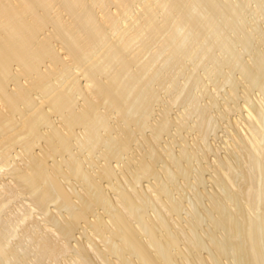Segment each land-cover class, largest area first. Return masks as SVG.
Returning <instances> with one entry per match:
<instances>
[{"label":"bare ground","instance_id":"bare-ground-1","mask_svg":"<svg viewBox=\"0 0 264 264\" xmlns=\"http://www.w3.org/2000/svg\"><path fill=\"white\" fill-rule=\"evenodd\" d=\"M257 16L264 17V0H0V264H264V48L254 45V34L264 45V25ZM185 29L194 40L184 56ZM209 38V49L221 51L210 57L215 80L236 66L242 77H232L234 86L225 80L233 87L218 111L224 116L214 113L228 121L215 129L231 137L224 156L205 141L218 100L202 106L212 88L197 81L199 71L194 84L187 69ZM160 59L172 63L160 68ZM151 82L172 98L166 106ZM198 86L209 95L200 99ZM177 100L186 113L173 118ZM236 107L242 117H232ZM184 118H196L191 126L202 141L189 134L194 143L177 156L168 147L179 141L163 135L171 125L185 130ZM193 160L202 169L194 187L208 181L222 195L188 191ZM151 177L154 188H139ZM185 208L190 220L181 216Z\"/></svg>","mask_w":264,"mask_h":264},{"label":"rangeland","instance_id":"rangeland-1","mask_svg":"<svg viewBox=\"0 0 264 264\" xmlns=\"http://www.w3.org/2000/svg\"><path fill=\"white\" fill-rule=\"evenodd\" d=\"M254 5H255L254 3H252V4L250 5V7H251L250 9H251V10H250V9L248 10L249 12H248V15H247V16H248V20L250 19L251 22H253L252 20L255 19V15H254V11H255V9H254V8L256 7V5H255V7H254ZM252 8H253V9H252ZM249 14H250L251 16H250ZM249 16H250V17H249ZM257 17H259V19H260V20H258V22H259L260 24L264 25V17H263V16H262V17H261V16H257ZM248 24H249V23H248ZM248 26H250V24L247 25V28H248ZM225 29H226V28H224V30H225ZM249 30H250V28H249ZM225 31L228 32V33H226ZM225 31H224V32H225L226 34H228L229 37H234V36H230V35H233L232 33H234V32H232V30H231L232 33L229 32V29H226ZM182 33H183V35H184V34L186 35L185 39H186V38H187V39H191V41H190V40L188 41L187 39L185 40V39L183 38ZM222 33H223V31H222ZM229 33H230V34H229ZM179 35H180V37H181V38H180V37H179V38H180L181 40L183 39L182 42H184V43L182 44V43L180 42L181 40H180L179 38L177 39V41L180 40V41H178V43H179V51H180V49H181V51H182V52H179V54H180V55H183L185 52H188V51H189V50H187L188 48L190 49V51L192 50L191 47H190L189 45L192 44V41L194 40V36L191 37L190 35H193V33L191 34V33L188 32L186 29H185V31L183 30L182 32H180ZM187 35H188V36H187ZM228 35L225 36V34L223 33V36H225V37H227ZM255 36H256V37L258 36V37L255 38ZM188 37H189V38H188ZM254 38L256 39V40L254 39V41H255V42H254L255 47L257 48V50H258V48H260V49L262 50V49L264 48V45L261 44V43H260V45H259V43H258L259 41L257 40V39H259V34H258V35L254 34ZM186 41H187V43H185ZM212 41H213V38H212V40H211V38H209V42H207L208 44L205 43L207 46H204V47H206L207 50H206V48H205L203 51H202V50L199 51V52H201L199 55H198L199 52H198L197 54L193 55V56H194L193 58H197L196 55H198V58L194 60V61L197 63V64L195 63L196 66L194 65V68H193V66H192V65L194 64V62L190 61V60L192 59V57H190V58L187 59L188 62H191V63H189V65H187V69L190 68V69H188V71L191 72V74H192V73L194 74V72L197 73V72L199 71V76L201 75V77H203V79H202V78L200 79V77H197V79H198V80H197V79H196V76H198V75H195V74H194L193 76H195V77L192 76V80H193V78H195V79H196L197 81H199L201 84H202L203 82L205 83V81H206V84L208 85V87H207L206 85H204V83H203L202 85L206 86L207 89H208L209 91H210V89L212 88L211 91H210L211 93H210L209 91L207 92L206 90H204V89H206L204 86H202L201 84H199V85H201V87H204V89H202L200 86H198V88H197V89L200 88L199 90L202 89V91H200L201 95H199L200 93H199L198 91H197V92H194L196 95H197V93H198V95H199L198 97H199V98H200V96H201V98H202V97L204 96L203 94L209 95L208 93H210V95L212 96L213 93L216 92V93H214V97H215L214 99H215V100H214L213 98L210 99L211 96H209V97H208V96H205V97H204V100L202 99L203 101H202V100H199V101H200V104H201L202 106H205V105H208L211 101H212V102H213V101H216V102H217V100H218V103H217L216 106L212 109V110L215 109V110H217V111H215V110H214L215 112L211 111V114L213 115L214 113H216V114L219 115V113H221V112L218 113V111H220V110L223 109V108H222V107H223V104H225V101L228 100V99H225V98L228 97L227 95H229V91H230L231 88L234 86L232 83L234 82L235 79H239V78H242V77L240 76V72H239L238 66L235 65V66H236L235 68H233V67H232V69L230 68L232 71H231L229 68H223V70H224V74H223V76H224V75L226 76V74H227L228 77L231 76L230 78H226L227 76H226V77L224 76V79H223V76H222L223 71H222V73H221V72H218V75H219V76H218V79L220 78V80H218V79L215 80V78H217V76H215V75H217V71H215V69L212 68L213 66H210V65H212V63H210V62H211V60H210L211 58H210V57H214V56H215V57H216V56L219 57V54L221 53V51H220V47H219V46H218L219 48H218L217 46H215L216 48L214 47V49H212V50L209 49L208 46L212 44ZM256 41H257L259 47L256 46V45H257ZM189 42H190L191 44H190ZM210 43H211V44H210ZM255 43H256V44H255ZM185 44H189V45H185ZM205 44H204V45H205ZM182 45H183V46H182ZM192 45H193V44H192ZM192 45H191V46H192ZM180 47H181V48H180ZM183 47H185L184 49H185L186 51H185V50L183 51ZM187 47H188V48H187ZM261 47H262V48H261ZM217 48L219 49V51L216 50ZM208 49H209L210 51H208ZM240 49H241V48H239V50H240ZM205 50H206V52H209V53H205V52H204ZM211 51L214 52V53H212ZM217 51H218L219 53H218ZM216 52H217L218 54H216V55H212V54H215ZM203 53L208 54V56L206 57V55H205V54L203 55ZM185 54H186V53H185ZM185 54H184V56H185ZM210 54H211L212 56H211ZM243 54H246V53H242V55H243ZM220 55H221V54H220ZM199 56H200V57H201V56L204 57V58H203L204 60H203V59L201 60L202 57L200 58ZM242 57L245 58V59L248 58L247 55H243ZM207 58H208V59H207ZM243 58H242V59H243ZM198 59H199V61H197ZM205 59H206V61H205ZM162 60H163V59H160V60H158L156 63L159 64V65H161L162 62L165 61V62H163V63L165 64L166 67L170 65L169 63H172V60H170V59H168V60H163V61H162ZM192 60H193V59H192ZM200 60H201V61H200ZM187 61H186V63H187ZM158 62H159V63H158ZM199 62L203 65V67L201 66V69H198V68H197V67L200 68V65H201V64H200ZM203 62H204V63H203ZM206 62H208L209 64L206 63ZM192 63H193V64H192ZM157 64H156V65H157ZM166 64H167V65H166ZM191 64H192V65H191ZM204 64H206V65L208 64V65H207L208 67L206 66L208 69L204 67ZM165 66H163V67L165 68ZM209 66L211 67V69H210ZM156 67H158V66H156ZM159 67L161 68L162 65L159 66ZM191 67H192V68H191ZM195 68H197L198 70H197V71H193ZM192 69H193V70H192ZM226 69H228V70H227L228 73H225ZM236 69H238V70H236ZM190 70H192L193 72L190 71ZM195 70H196V69H195ZM203 70H204V71H203ZM210 70H212V72H211ZM229 70H230V75H228V74H229ZM233 70H234V72L237 71L238 73H237V72H236V73H233ZM208 71H210V72H208ZM215 72H216V74H215ZM220 73H221V74H220ZM232 73H233V74H232ZM186 74H187V73H186ZM188 74H190V73H188ZM188 74H187V75H188ZM203 74H204V75H203ZM205 74H206V76H205ZM207 74H208V75H207ZM210 74H211V75L213 74V75L211 76ZM234 74H235V75H234ZM220 75H221L222 77H220ZM237 75H238V76H237ZM179 76H180V75H178V77H179ZM207 76H209V77H207ZM214 76H215V77H214ZM180 77H181V78H180ZM180 77L177 78V79H179V80H178L179 83L181 82L180 84L183 83V81H184L183 78H185V81H188V80H186L187 78L184 77L183 75H181ZM182 77H183V78H182ZM212 77H214V78H212ZM232 77L234 78V80H233ZM211 78L214 80V81L212 80L214 83H215V81H217V82L219 81L218 83H215L217 86H216L211 80H208V79H211ZM221 79L224 80V81H222ZM226 79H228V80H226ZM230 79H231V80H230ZM180 80H181V81H180ZM192 80L190 79L191 82H192ZM201 80H202V82H201ZM225 80H226V81H229V80H230L229 83L232 84L233 86L231 85V86H232V87H231V86L229 85V83H227ZM185 81H184V84H183V85H187L188 83L191 84L190 81H188V83L186 82L187 84H185ZM197 81L194 82V80H193L194 84L196 83V84L198 85V82H197ZM231 81H232V82H231ZM223 82H224V83H223ZM225 82H226L227 85H225ZM153 83H154V82H151V86H152V88L158 86V87H156V89H154V90L157 91V89H158V91H160L159 88H161V87H159V84H158L157 82H155L154 84H153ZM189 84H188V85H189ZM149 85H150V84H149ZM220 85L222 86V90H220V89H221V86H220ZM224 85H225V86H224ZM228 85H229L230 87H229ZM243 85H245V84H243ZM153 86H154V87H153ZM189 86H190V85H189ZM189 86L186 87V88L189 89ZM191 86L193 87V83L191 84ZM191 86H190V87H191ZM216 87L219 89L220 92L218 91V89H217ZM242 87H243V86H240V87H239L240 90L238 91V92H239L238 94H240V95H241V93H242L241 90H242V91L244 90V87H243V88H242ZM215 88L217 89V91H216ZM229 88H230V89H229ZM193 89H194V88H193ZM197 89L195 88L194 91L197 90ZM223 89H224V90H223ZM161 90H162V89H161ZM203 90L206 91L207 93L204 92ZM213 90H214V91H213ZM158 91H157V92H158ZM161 92H162V91L158 92L159 95H160L159 97H160L161 99H163V96L165 97V96H167V94L165 95V92L163 91V94H164V95H163ZM217 92H219V94H218ZM225 92H226V94H225ZM160 93H161V94H160ZM202 93H203V94H202ZM215 94H216V95L218 94V95H220L221 97H219V96L217 97ZM202 95H203V96H202ZM224 95H226L227 97L224 96ZM161 96H162V97H161ZM169 97H170V96H167L166 98H164V99L161 101V103H162L163 101L165 102V100H166V103H167V100L169 99ZM207 97L209 98L208 100H207ZM212 97H213V96H212ZM224 97H225V98H224ZM170 98H171V97H170ZM201 98H200V99H201ZM216 98H218V99H216ZM171 99H172V98H171ZM212 99H213V100H212ZM221 99H222V100L225 99V100L222 101ZM179 100H180V99H179ZM179 100H177V102L175 103L176 105L180 103L179 106L177 105V107H180L179 110H177L178 108L174 109L176 105H174L173 108H172L171 115H172L173 118H176V117H177V116H176L177 114H178V115H181L182 112H183L182 110H184V106H182L183 104H182V102L179 101ZM205 100H206V101H205ZM210 100H211V101H210ZM209 101H210V102H209ZM164 102H163L162 105H163V106H166ZM178 102H179V103H178ZM212 102H211V103H212ZM219 102H220V103L222 102V103L220 104ZM226 102H227V101H226ZM161 103H160V105H161ZM219 104H220V105H219ZM180 105H181V106H180ZM217 105H218V109H217ZM219 106H220V107H219ZM221 106H222V107H221ZM231 106L233 107L234 105L231 103ZM235 106H236V105H235ZM235 106H234V108H235ZM159 108H162V106L159 107ZM159 108H158V109H159ZM181 108H182V109H181ZM234 108H233V109H234ZM231 109H232V108H231ZM233 109H232V112L235 110V109H234V110H233ZM173 110H174V112H175L176 114L173 112ZM179 111H182V112H179ZM184 111H185V110H184ZM234 112H235V114H233L232 117H234V116H235V117H242V116H243V115L240 114L241 112L239 113V111L237 110V107H236V111H234ZM234 112H233V113H234ZM185 113H186V112H183V116L185 115ZM174 114H175V115H174ZM216 114H214L215 116H212V115H211L212 118H216V119H213V121H214V122L212 123L213 126H212V129H211V132L209 133V137H210V138H209V137H207V139L205 138V139H206L205 141L208 140L207 143H208V144H212V147H213V146H215V147H220L219 150L222 151V152H220V153H221V155H223V153L226 152L225 149H224V146H225L226 144H223V143H226V142H227V139L229 140V139H231V137L227 138V137H228V136H227L228 134L226 135V132H225V131H223L222 135H220L222 131H221V132H220L219 130L216 131L217 128H218V129L220 128L221 130H226V129H225V127H226L225 125H227V124H225V122H226V123L228 122L224 117H223V118H224L225 121H224V122H220V121H222L223 119H221L222 117H219L221 120H220L219 118H217L218 115H216ZM222 114H223V113H222ZM238 115H239V116H238ZM240 115H241V116H240ZM154 116H155V117H154ZM154 116H153V120H154L155 118H156V119L158 118L157 115H154ZM174 116H176V117H174ZM219 116H224V115H219ZM187 119L189 120V121H188L189 123H188V122H185V121H187ZM195 119H196V118H191V120H190V118H184V119L181 120V121H183L182 123H184V122H185V124L188 123V127H185V128H184L185 130H182L183 132L180 131V130H178V128H177V129L175 128V131H177V133H176V132L174 131V128H173V127H176V126H175V125H171L172 129H171V127H169V128H170L169 130H170L171 133L168 131L170 134L168 133V135H167V134H164V135H163V138L165 137V138L163 139L164 142H166V141H168V142H169V141L173 142V141H174V142L176 143V141H179V142L176 143V144H178V145L181 144V145H182V146H178V147H177L176 144H175V146H174V144H172L171 146H169L168 149L171 148L173 154H175V155H177V156L180 155V154H181V153H180V152H181V151H180L181 149H179V147L182 148L183 145H188V144L190 145V144L194 143L193 141H195V139H197V138H196V137H197L196 135H198V136L200 135V134H198L199 132L197 133L198 130L195 131L196 129H194V128L191 126V125L193 124V121H194ZM218 119H219L220 121H219ZM191 122H192V123H191ZM216 123H217L218 125H216ZM219 123H220V124H219ZM224 124H225V125H224ZM219 125H220L221 127H220ZM222 125H223L224 128L222 127ZM184 126H187V125H184ZM217 126H218V127H217ZM190 127H192V128H190ZM191 129H192V132H190ZM193 129H194V130H193ZM215 129H216V130H215ZM189 130H190V131H189ZM213 130H214V132H215V131H216V132L214 133ZM185 131H186V132H185ZM187 131H188V132H187ZM193 131H195V132L193 133ZM173 132H175V133H173ZM217 132H218V133H217ZM224 132H225V133H224ZM191 133H192V134H191ZM196 133H197V134H196ZM212 133H213V134H212ZM216 133H217V135H219V136L216 135L218 138H216V137L214 136V134H216ZM173 134H176V135H173ZM183 134H184V135L186 134L185 137H184ZM189 134L192 135V138H195V139L190 138L191 136H190ZM195 134H196V135H195ZM223 134H224V135H223ZM165 135H166V136H165ZM170 135H171V136H170ZM225 135H226V138H224ZM229 135H230V134H229ZM167 136H168V137H167ZM174 136H176V137H174ZM186 136H187V137H186ZM173 137H174L175 140L173 139ZM200 137H201V135L198 137V141H199V142L202 141V140H200ZM171 138H172V140H171ZM220 138H221V139H220ZM178 139H179V140H178ZM180 139H181V140L183 139V141H180ZM189 139H192V140H189ZM209 139H212V140H209ZM224 139H225V142H224ZM185 140H187V141L185 142ZM214 140L217 141V142H215ZM220 140H221V141H220ZM218 141H220V142L218 143ZM164 142L162 143V145L165 147V146H166V143L164 144ZM168 142H167V143H168ZM182 142H183V143L185 142V144H183ZM209 142H211V143H209ZM202 143H204V141H203ZM205 143H206V142H205ZM213 143H214V145H213ZM216 143H217V144H216ZM215 144H216V145H215ZM218 144H219L220 146H219ZM221 145H222V146H221ZM163 146H162V147H163ZM167 146H168V145H167ZM167 146L165 147V148H166V151H168V150H167ZM226 146H227V145H226ZM175 147H176V148H175ZM215 147H214V148H215ZM221 147H222V148H221ZM178 149H179V150H178ZM196 149H197V150H196V153L199 152V153H197V156H198V154H199V156H198L199 158H197V157H196V158H197V160H198V159L200 160V155H202L201 152L203 153V151H201L198 147H197ZM164 150H165V149H164ZM198 150H199V151H198ZM223 150H224V151H223ZM169 151H170V149H169ZM200 151H201V152H200ZM176 152H177V153H176ZM224 154H225V153H224ZM203 155H204V153H203ZM203 155H202V156H203ZM202 156H201V160L203 159ZM223 156H224V155H223ZM209 157L212 158V160L214 161L215 158H213V157H215V153H214V155H213V153L211 152L210 155H209ZM124 158H126V157H124ZM196 158H194V159H196ZM197 160H196V161L193 160V161L191 162V165H190V166H191V170H193V171H191V174H192L191 177H192L193 175L195 176L196 173L199 171V169H198V165H199V163H198V165H197V163H196V162H199V161H197ZM201 160H200V165H199V167H200V166H201V167H206V166H207V165H206V164H207L206 161L203 162V161H201ZM201 162L204 164V166H203V164H202ZM201 164H202V165H201ZM161 165H163V164L158 163V166H159V167H162ZM196 165H197V166H196ZM195 170H197V171H195ZM201 170H202V169L200 168V171H201ZM200 171H199V174H202ZM212 175H213V174H210V176H209V175H206L205 177H206L207 179H209V178H211ZM197 176H198V174L195 176L196 179H197ZM191 177H190V179L188 180L189 183L191 184V186H190L189 183L186 182V183L189 184V186H190V189L188 188V191L191 190L192 192H195V190L197 191L198 188H199V190H200L201 188H203V187H201V186H197V185H196V186H197V187H196L197 189H196V188L194 187L195 185H193V184H196V181H197V180L194 179L193 177H192V178H191ZM147 180H149V182H148ZM152 180H155V179H154L153 177H151V179H146V180L143 179V180H141V182L138 183L139 185H138V184H137V185L139 186V188H141V187L144 186V185H145V186H149V185L151 184L150 187L153 186V188H154V184H155L154 182H157V181H156V180H155V181H152ZM181 180H182V179H181ZM193 180H195V181L193 182ZM181 182H182V181H181ZM191 182H192L193 184H192ZM142 183H143L144 185H143ZM147 183H149V184H147ZM208 183L212 185V183H210V182L207 181V184H208ZM207 184H206V185H207ZM192 185H193V186H192ZM211 185H209V186L211 187ZM189 186H188V187H189ZM203 186H204V189H205V190L209 189V190H207V192H209L210 194H215L214 192H216V193L218 192L220 195H222V193H223V192H221L222 190L219 189L220 187L217 186L218 189H216V185H215V188L211 187V189H212L213 191H210L211 189H210V187H209L208 185H207V186L203 185ZM212 186H213V185H212ZM191 187H193V188L191 189ZM206 187H207V188H206ZM194 189H195V190H194ZM204 189H201V190H204ZM205 190H204V191H205ZM220 190H221V191H220ZM212 192H213V193H212ZM174 193L176 194L177 192L174 191ZM218 193H217V194H218ZM219 194H218V195H219ZM220 195H219V196H220ZM177 196H178V195H177ZM187 199H188V198H186L185 201H188ZM207 200H208V199H205V200H204V203H206V205H209V200H208V201H207ZM206 201H207V202H206ZM188 203H189V202H185V204H186L185 206H186V207H187V205L190 204V203H189V204H188ZM52 208L54 209V207H51V209H52ZM182 211H184V212H182L181 216H184V217H183L184 220H190L191 217L189 216V213H188L187 209L185 208V209H183ZM185 212H186V213H185ZM64 213H65V212H62V214H64ZM187 213H188V214H187ZM184 214H185V215L187 214V218L185 217ZM65 215H66V213H65ZM188 217H190V218H188ZM205 223H206V224H205ZM207 225H208V223H207V222H204V223L202 224L201 228L206 229V228H207ZM204 226H205V227H204ZM201 228H200L198 231H199V233L202 234V233H203V229L201 230ZM205 231H206V230H205ZM220 231H221V232H220ZM219 232H220V233H223L222 230H219L218 233H219ZM218 233H217L218 237H222L221 235H224V234H220V233L218 234ZM204 234L206 235V232H204L202 235H204ZM82 240H85V239H82ZM72 244L75 245V242H73ZM76 245H77V243H76ZM8 251H10V250H7V252H8ZM204 251H206V250H204ZM206 252H208V251H206ZM10 253H11V251H10ZM10 253H9V255H10ZM230 253H231V252H230ZM205 255H206V254H205ZM227 255H228V254H227ZM230 256H231V258L233 257L231 254H230ZM228 257H229V256H226L225 258H228ZM225 258H224V256H223V258H222V261H223V262H224L225 260H227V259H225ZM231 258H229V260H232ZM19 259H20V258H19ZM17 260H18V259H17ZM20 260H21V259H20ZM227 261H228V260H227ZM227 261H225L226 264H227ZM17 262H22V261H17ZM225 262H224V263H225ZM232 262L234 263V261H232ZM232 262L230 263V261H229L228 263H229V264H232ZM22 263H23V262H22ZM22 263H20V264H22Z\"/></svg>","mask_w":264,"mask_h":264}]
</instances>
